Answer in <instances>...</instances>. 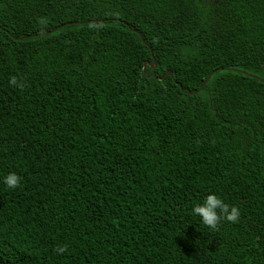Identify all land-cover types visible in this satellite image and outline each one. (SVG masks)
I'll use <instances>...</instances> for the list:
<instances>
[{"label":"trees","instance_id":"trees-1","mask_svg":"<svg viewBox=\"0 0 264 264\" xmlns=\"http://www.w3.org/2000/svg\"><path fill=\"white\" fill-rule=\"evenodd\" d=\"M0 264H264V0H0Z\"/></svg>","mask_w":264,"mask_h":264},{"label":"clouds","instance_id":"clouds-1","mask_svg":"<svg viewBox=\"0 0 264 264\" xmlns=\"http://www.w3.org/2000/svg\"><path fill=\"white\" fill-rule=\"evenodd\" d=\"M39 23L46 25L48 21L42 18ZM9 82L13 87H24L23 81L17 76H12ZM22 181L23 177L16 172H10L3 178V183L8 189L12 190L17 189ZM191 212L194 216L200 217L204 225L213 229L224 221L236 223L241 217V210L238 206L225 202L216 193L208 194L202 202L195 204ZM55 251L57 254L62 255L67 251V245L58 246Z\"/></svg>","mask_w":264,"mask_h":264},{"label":"water","instance_id":"water-1","mask_svg":"<svg viewBox=\"0 0 264 264\" xmlns=\"http://www.w3.org/2000/svg\"><path fill=\"white\" fill-rule=\"evenodd\" d=\"M169 75H172V73H171V72H169Z\"/></svg>","mask_w":264,"mask_h":264}]
</instances>
